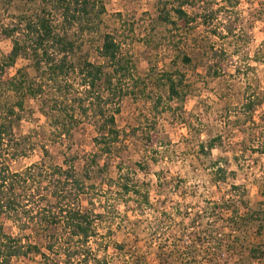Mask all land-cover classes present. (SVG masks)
<instances>
[{"label":"rangeland","instance_id":"1","mask_svg":"<svg viewBox=\"0 0 264 264\" xmlns=\"http://www.w3.org/2000/svg\"><path fill=\"white\" fill-rule=\"evenodd\" d=\"M95 1L96 10L102 5L104 11L93 29L85 24L66 28L58 12L52 20L60 33L67 32L75 41L74 63L82 59L103 63L99 50L108 33L120 43L121 56L132 62V79L125 83L126 94L116 115L120 138L114 152L97 156V164L93 163L99 116L87 94L81 95L78 72H71L59 84L41 76V97L26 101L23 118L15 127L13 148L17 150L7 157L11 170L75 160L77 173L89 187L82 196L83 207L103 214L97 223L99 236L90 246L108 264H157V249L165 243L172 245L166 239L181 238L187 230L190 235L184 245L195 246V253L202 255L200 261L220 245L221 263L264 264V258L256 259L251 253L256 246L264 251V0H241L231 20L223 22L204 25L198 16L194 29L186 33L158 20V0ZM220 1L199 0L190 11L202 15L207 8H218ZM50 6L49 0H0L2 84L19 70L36 76L26 56L13 67H1L14 38L21 35L9 31L24 29L25 16L34 17ZM228 24L235 29L233 37L214 34ZM183 51L193 57L192 67L182 62ZM176 66L186 72L190 89L183 101L170 102L156 81ZM2 94L1 104L16 100L11 92ZM249 100L254 102L251 110L246 108ZM66 107L67 115L77 120L70 133L53 118ZM218 168L225 170L223 179L217 175ZM119 173L129 174L135 190L141 192L123 194L115 182ZM45 194L41 188V196L27 203L29 207L44 208L49 200ZM146 194L151 207L143 202ZM0 221L22 243L39 245L50 259H64L59 253L61 245L71 242L67 235L59 244L52 240L49 252L43 233L21 229L5 216ZM199 227L210 231L214 240L193 242L191 233ZM47 262L36 253L12 260V264ZM67 264L81 263L74 259Z\"/></svg>","mask_w":264,"mask_h":264},{"label":"trees","instance_id":"2","mask_svg":"<svg viewBox=\"0 0 264 264\" xmlns=\"http://www.w3.org/2000/svg\"><path fill=\"white\" fill-rule=\"evenodd\" d=\"M49 2L51 6L48 9H43L34 17H24V21H21V24L25 23L24 29L14 27L9 31L12 35L17 33L21 35L14 38L12 49L1 69L15 66L21 56H26L32 61L36 76L30 77L26 71L19 70L4 84L0 82V220L5 216L18 223L21 229H31L40 235L43 233L49 240V252L53 250L52 240L53 243L59 244L62 237L67 235L71 242L61 245L59 254L64 258L63 260L50 259L47 253L42 252L39 245L31 242L24 244L19 237L7 233L4 224L0 221V264H12L14 258L32 253L48 259L50 262L47 264H67L74 259H80L81 264H108L106 260L98 259L90 246L91 241L99 236L97 223L102 219L103 214L83 207L82 196L89 192V187L83 177L77 173L75 160L70 158L69 161L65 160L63 165L52 164L47 167L36 164L17 172L11 170L7 161L10 152L17 150L13 148L17 140L15 127L23 118L26 101L37 99L43 93L41 76L47 79L48 83L59 84V80H66L71 72H78L79 86L83 90L81 95L87 94L86 98H90V106L95 110L96 116H99L98 134L94 139L97 147L94 164H97V156L112 154L120 138L116 115L120 112V101L126 94L125 83L132 79L131 60L121 56L120 43L113 34L108 33L104 35L99 50L103 63L97 64L89 59L74 63L71 57L77 49L75 41L70 39L67 32L60 33L52 20L53 13L58 12L66 28H71L74 24L82 26L85 24L87 28L93 29L104 7L101 5L96 10L95 0H49ZM198 2L199 0H158V20L171 26L175 31L181 30L186 33L194 29L198 16L202 17L204 25H209L214 20L219 22L231 20L241 0H221L218 8H207L202 15L190 11V9L194 11ZM213 32L220 37L225 35L233 37L235 29L233 25L228 24L220 31L215 29ZM52 49H56V53L55 51L51 53ZM56 54L61 56L60 59L55 57ZM182 62L192 67L194 59L183 51ZM156 82L164 88L166 98L170 102L183 101L188 96L190 83L186 72L179 66L163 72ZM61 87L58 85L60 91H62ZM4 90L13 93L16 100L1 104ZM161 102L162 97L157 99V105ZM246 108L253 109L254 102L249 100ZM84 112L87 113V109H84ZM68 113L66 107L59 111V115L53 117L66 133H70L71 127L77 123L75 116L73 114L68 116ZM151 128H155V124ZM204 149L203 146L202 150ZM216 172L219 178L225 177L224 169L218 168ZM86 174L88 176V173ZM44 182L47 185L43 187ZM115 182L123 194H129L131 191L141 192L135 190L136 186L129 174L119 173ZM41 188L46 189L45 198L47 200L49 198L46 205L44 208L35 206L36 209L29 207L27 203L41 196ZM91 188L96 189L95 185ZM143 199L145 206L151 207L149 194L143 196ZM244 205L248 207L246 202ZM223 206L229 207L226 204ZM238 215L239 211H236L234 216ZM201 228H195L191 233L193 242L203 244L206 240H214L210 231L207 229L200 231ZM187 235H190L189 230L183 233L181 238L177 236L170 240L166 239L165 242H170L172 245L168 246L165 243L164 246L161 245V249H157V264H229L228 261L221 263L223 249L220 245L212 248L209 258L204 257L205 260L200 261L202 255L195 253V246L184 245L187 244L185 239ZM251 253L256 259L264 258V251L260 246H256Z\"/></svg>","mask_w":264,"mask_h":264}]
</instances>
